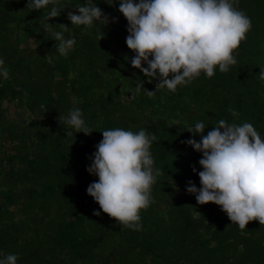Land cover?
<instances>
[{
	"label": "trees",
	"instance_id": "1",
	"mask_svg": "<svg viewBox=\"0 0 264 264\" xmlns=\"http://www.w3.org/2000/svg\"><path fill=\"white\" fill-rule=\"evenodd\" d=\"M27 2L0 0V59L10 73L0 76V253L16 254L17 264H264V225L253 220L242 230L221 206L199 205L187 193L189 180L201 187L192 166L203 168L202 153L184 143L196 122L205 123L206 135L221 119L251 123L264 140V0H231L252 24L233 52L238 63L228 72L217 65L210 78L201 71L175 92L156 91L159 80L125 59L135 52L126 44L119 0L115 7L59 0L66 9L49 22L70 27L64 37L77 43L67 56L44 28L52 5L35 11ZM88 3L118 23L72 26L67 12ZM74 107L91 135H66L57 117ZM115 128L157 137L150 152L161 175L153 202L139 212V231L123 227L87 193L99 180L87 171L89 157L101 131Z\"/></svg>",
	"mask_w": 264,
	"mask_h": 264
},
{
	"label": "clouds",
	"instance_id": "2",
	"mask_svg": "<svg viewBox=\"0 0 264 264\" xmlns=\"http://www.w3.org/2000/svg\"><path fill=\"white\" fill-rule=\"evenodd\" d=\"M115 7V0H105ZM43 19L46 31H51L54 47L62 56L74 49L75 38L65 39L66 24L53 25L49 21L61 15L66 8L59 0H28L26 8L39 11L47 9ZM118 11L128 21L126 44L135 52L130 59L134 68L147 78L158 79L156 91L167 88L175 92L178 85L190 84L201 71L210 78L218 65L221 72H228L238 61L233 52L239 47L252 27L251 20L231 0H119ZM72 26L92 27L94 21L118 23V18L106 14L96 3L79 6L67 12ZM57 26L61 31H52ZM105 37L98 36L102 40ZM147 64V67L144 65ZM264 80V68L258 73ZM0 76L8 79L9 69L0 59ZM142 84L137 85V91ZM155 91H148L151 96ZM233 116L238 113L229 109ZM66 125V135L76 133L91 135L82 111L74 107L66 115L57 117ZM205 123L196 122L187 132L192 137L185 144L202 153L199 164L203 171L194 173L200 177L201 187L189 180L188 194L195 196L199 205L214 203L221 206L229 219L245 229L250 221L264 225V140L248 122L227 123L221 119L205 135ZM103 139L89 157L87 171L98 176L87 193L100 205L104 213L125 228L141 230V209L153 202L151 187L161 175L154 167L150 152L155 134L144 129L134 133L122 128L101 131ZM199 134L200 140L195 136ZM95 216L101 212L94 210ZM0 264H17L16 254L0 253Z\"/></svg>",
	"mask_w": 264,
	"mask_h": 264
}]
</instances>
